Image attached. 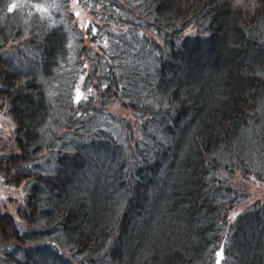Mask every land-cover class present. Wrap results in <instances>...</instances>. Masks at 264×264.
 <instances>
[{
    "label": "trees",
    "instance_id": "trees-1",
    "mask_svg": "<svg viewBox=\"0 0 264 264\" xmlns=\"http://www.w3.org/2000/svg\"><path fill=\"white\" fill-rule=\"evenodd\" d=\"M73 1L0 0V264H264V0Z\"/></svg>",
    "mask_w": 264,
    "mask_h": 264
},
{
    "label": "rangeland",
    "instance_id": "rangeland-1",
    "mask_svg": "<svg viewBox=\"0 0 264 264\" xmlns=\"http://www.w3.org/2000/svg\"><path fill=\"white\" fill-rule=\"evenodd\" d=\"M236 1V0H235ZM245 8H249L252 10L254 7L253 0H244ZM73 9L76 11V19L80 23L81 27L84 29L87 27L89 22L91 21L89 15L81 10L78 5L76 4V0L73 1ZM112 111H114L118 116H126L128 115V111L120 104L115 103L112 105ZM11 125L7 119L3 118L0 113V136L5 134H10ZM246 186L248 189V194L251 196L248 202L257 201V199H264V186L254 184L251 181L246 182ZM21 192L20 189L12 188L10 186H6L4 182L0 179V205L4 208H9L10 210H16V206L21 201ZM244 209V205L239 206L235 209L236 212L241 211Z\"/></svg>",
    "mask_w": 264,
    "mask_h": 264
},
{
    "label": "snow or ice",
    "instance_id": "snow-or-ice-1",
    "mask_svg": "<svg viewBox=\"0 0 264 264\" xmlns=\"http://www.w3.org/2000/svg\"><path fill=\"white\" fill-rule=\"evenodd\" d=\"M79 98V97H78Z\"/></svg>",
    "mask_w": 264,
    "mask_h": 264
}]
</instances>
